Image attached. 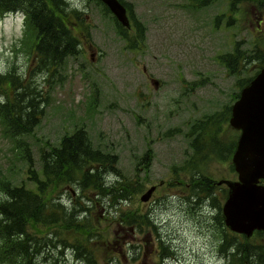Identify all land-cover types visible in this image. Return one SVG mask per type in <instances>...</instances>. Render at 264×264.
Wrapping results in <instances>:
<instances>
[{
  "label": "rangeland",
  "instance_id": "rangeland-1",
  "mask_svg": "<svg viewBox=\"0 0 264 264\" xmlns=\"http://www.w3.org/2000/svg\"><path fill=\"white\" fill-rule=\"evenodd\" d=\"M68 1L84 18L76 31L81 51L50 73L35 72L39 60L26 35L25 15L0 14V75L15 70L29 80L27 72H32L34 85L48 96L39 124L23 138L31 146L35 166L41 168L42 146H59L64 137L82 128L94 149L117 155L125 184L138 181L140 188L126 200L105 205L102 201L93 205L87 195L95 198L97 192H81L74 183L57 191L50 188L49 193H61L68 205L74 196L92 207L90 228L82 225L86 229L58 231V236L71 244L86 235L94 237L90 244L99 264H230L228 255L220 252L226 227L219 223L214 197L226 188L217 182L237 174L231 157L202 156L193 146L196 137L188 133L195 121L231 107L241 82L255 74L252 64L249 71L231 74L220 56L264 49V6L249 2L232 12L228 0L205 7L188 0H125L146 29L145 39L130 48L113 14L97 0ZM5 90L13 92L8 86ZM220 128L223 141L230 144L237 139L229 121ZM18 150L0 121V176L15 183L26 180L28 173ZM185 164L190 171L181 169ZM153 185L157 186L153 197L142 201ZM200 185L210 187L209 192L192 195L193 187ZM149 208L151 225L145 217ZM135 214L142 231L135 226ZM128 216L124 236L122 219ZM59 237L53 236V241ZM254 237L264 244V236ZM160 245L168 249L162 251ZM232 245L230 241L226 247ZM57 246L46 245L37 264H85L72 247Z\"/></svg>",
  "mask_w": 264,
  "mask_h": 264
},
{
  "label": "trees",
  "instance_id": "trees-1",
  "mask_svg": "<svg viewBox=\"0 0 264 264\" xmlns=\"http://www.w3.org/2000/svg\"><path fill=\"white\" fill-rule=\"evenodd\" d=\"M97 1L109 11L105 4L100 0ZM188 1L193 6L205 7L219 0ZM121 2L128 8L133 23L132 28L122 26L114 18L120 34L132 48L135 42L138 43L145 39L146 29L136 20L132 4L125 0ZM249 2L264 6V0H228L232 12L238 11L243 4ZM15 11H22L26 16V35L28 40L31 39V48L35 49L39 60V66L35 72L42 70V73L45 71L50 73L58 65L63 64L68 57L80 53L81 40L76 31H80V27L84 25V18L80 10L70 7L68 0H0V14ZM133 29L134 32L136 31L135 35H131ZM220 61L225 64L231 74L249 71L251 68L249 69L248 65L250 64L253 67L255 65V73H258L264 66V49H257L256 52L250 54L235 50L220 56ZM31 73L27 72L30 76L29 80L16 75L15 70L0 75V121L6 134L10 135L11 140L19 149L18 159L28 172L26 180L23 179L19 183L9 180L8 177L0 176V263L37 264V257L46 245L58 247L57 243H62L64 246L59 247H72L77 251L78 259L85 261V264H99V258L92 251L91 246L93 245L90 244L94 237L90 238L86 235L85 238L80 237L71 244L58 236V231L63 234L76 232L78 228L86 229L82 228V225L90 228L91 220L93 221L92 207L84 204L81 197L74 198L72 195L69 200L70 205H68L69 202L62 201L64 198L60 196L61 193L56 196L48 191L50 188L57 191L62 185L67 186L74 183L81 192H89V190L97 192L95 198L87 195V200L93 205H96L98 201H102L105 205L108 202L116 203L128 199L134 190L140 188V184L138 181L125 184L124 176L116 166L117 155L106 154L94 149L88 133L82 128L64 137L59 146L50 149L42 146L40 148L42 166L41 168L35 166L31 146L23 137L31 134L34 127L39 124L44 114L42 103L47 101L48 96L44 97L43 92L37 89V85H34ZM253 76L241 82L234 102L238 99L240 90L252 80ZM5 86H8L9 90L13 89L12 94L6 92ZM1 97L4 100H1ZM230 115L231 107H227L205 120L195 121L192 124L191 132L188 134L196 137L193 146L202 156L209 157L210 154L232 156L234 143H231L230 149L225 152L219 142L224 141L218 134L221 131V123L228 121ZM214 126L217 128L215 132L212 131ZM197 132L199 133L196 135ZM182 168L184 171L191 170L188 164L181 166ZM110 174L116 175V180H109L107 177ZM27 181L31 185H28ZM207 184L211 185L208 182ZM193 188L195 193L192 195H197V193L201 195L202 190L209 192L207 189H210L206 185ZM222 200L219 195H215L214 201L217 203L214 202V208L218 210L219 223L225 227L221 212ZM128 219H130L129 216ZM135 219L136 216H134L136 223ZM148 224L152 223L147 221ZM155 227L154 225L153 228ZM156 228L159 230L158 227ZM53 236L59 239L53 241ZM256 236L263 237L264 232H258ZM237 237L234 246L226 247V244L231 241L232 233L225 228L222 234L220 252L228 255L230 264H264V244L257 243L254 236L245 238L246 241L238 234ZM227 239L230 241L227 242ZM68 243L72 246H65ZM161 248L162 251L164 248L168 249L164 246ZM241 253H243L242 257ZM115 261L116 259L112 260V263Z\"/></svg>",
  "mask_w": 264,
  "mask_h": 264
},
{
  "label": "water",
  "instance_id": "water-1",
  "mask_svg": "<svg viewBox=\"0 0 264 264\" xmlns=\"http://www.w3.org/2000/svg\"><path fill=\"white\" fill-rule=\"evenodd\" d=\"M101 1L122 25L131 26L120 0ZM229 123L240 131L232 158L238 179L218 181L228 187L222 213L231 231L251 237L255 231L264 230V66L241 90ZM155 189L149 188L141 199L148 201Z\"/></svg>",
  "mask_w": 264,
  "mask_h": 264
},
{
  "label": "flooded vegetation",
  "instance_id": "flooded-vegetation-1",
  "mask_svg": "<svg viewBox=\"0 0 264 264\" xmlns=\"http://www.w3.org/2000/svg\"><path fill=\"white\" fill-rule=\"evenodd\" d=\"M155 84L158 86V81H155ZM235 141V140H234ZM231 143H234V142H231ZM230 143V144H231ZM230 144H228L227 142H222V144H221V146H223L224 147V149H225V152H227L230 148H229V145ZM220 152V151H219ZM222 185H224V184H222ZM225 187H226V185H224ZM154 194V193H153ZM227 195H228V188L226 187L225 189H222L221 190V195H219L220 197H221V200L222 199H224V201H225V199H226V197H227ZM152 197H153V195H152ZM151 197V198H152ZM179 197L181 198V197H184V196H182V195H179ZM150 198V199H151ZM149 199V200H150ZM223 201V200H222ZM221 201V202H222ZM180 202V201H179ZM180 204H183L182 202H180ZM154 212H155V210H154ZM222 212V211H221ZM147 213H149V214H146V219L148 220V222L149 223H153V219H152V217L150 216L152 213H153V210L152 209H148V212ZM135 216H136V214H135ZM149 217H151V219H149ZM136 223H135V221H134V223H135V226H136V228L138 229L139 228V230L140 231H142V222H141V220H140V218H138L137 216H136ZM127 225H128V220H126V219H122V229H123V233H124V236H125V233H126V231H127ZM154 225H155V222H154ZM227 228V227H226ZM132 231L134 230V228L133 227H131L130 228ZM155 229H156V232H158V230H157V228L155 227ZM227 230L228 231H230V229H228L227 228ZM231 233H232V238H231V241H232V243H234V244H236V242H237V235L236 234H234L232 231H230ZM149 235H151L150 233H149ZM126 236H127V234H126ZM148 236V235H147ZM146 236V237H147ZM162 245V244H161ZM160 245V246H161ZM139 255V253L137 254V256Z\"/></svg>",
  "mask_w": 264,
  "mask_h": 264
},
{
  "label": "bare ground",
  "instance_id": "bare-ground-1",
  "mask_svg": "<svg viewBox=\"0 0 264 264\" xmlns=\"http://www.w3.org/2000/svg\"><path fill=\"white\" fill-rule=\"evenodd\" d=\"M254 235H252L251 237H246V238H252Z\"/></svg>",
  "mask_w": 264,
  "mask_h": 264
}]
</instances>
